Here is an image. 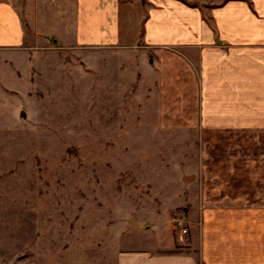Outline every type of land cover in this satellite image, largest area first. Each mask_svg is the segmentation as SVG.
Segmentation results:
<instances>
[{
	"label": "rangeland",
	"instance_id": "1",
	"mask_svg": "<svg viewBox=\"0 0 264 264\" xmlns=\"http://www.w3.org/2000/svg\"><path fill=\"white\" fill-rule=\"evenodd\" d=\"M140 62L0 49V264H115L119 250L190 234L202 210L177 208L186 192L236 193L229 168L228 180L199 176V128L158 127Z\"/></svg>",
	"mask_w": 264,
	"mask_h": 264
},
{
	"label": "crops",
	"instance_id": "2",
	"mask_svg": "<svg viewBox=\"0 0 264 264\" xmlns=\"http://www.w3.org/2000/svg\"><path fill=\"white\" fill-rule=\"evenodd\" d=\"M57 47L134 53L158 127L199 128V176L229 168L236 192H186L177 208L202 210L190 234L171 229L115 264H264V137L249 140L264 130V0H0L1 50Z\"/></svg>",
	"mask_w": 264,
	"mask_h": 264
},
{
	"label": "water",
	"instance_id": "3",
	"mask_svg": "<svg viewBox=\"0 0 264 264\" xmlns=\"http://www.w3.org/2000/svg\"><path fill=\"white\" fill-rule=\"evenodd\" d=\"M21 115L24 116V117L26 116V112H25V110H22V111H21Z\"/></svg>",
	"mask_w": 264,
	"mask_h": 264
},
{
	"label": "trees",
	"instance_id": "4",
	"mask_svg": "<svg viewBox=\"0 0 264 264\" xmlns=\"http://www.w3.org/2000/svg\"><path fill=\"white\" fill-rule=\"evenodd\" d=\"M53 40H54L55 42H57V40H56L55 38H53Z\"/></svg>",
	"mask_w": 264,
	"mask_h": 264
}]
</instances>
